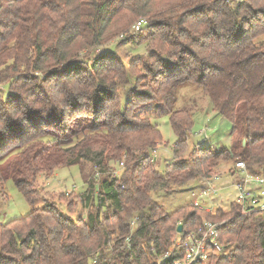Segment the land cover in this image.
Instances as JSON below:
<instances>
[{"label": "trees", "instance_id": "1", "mask_svg": "<svg viewBox=\"0 0 264 264\" xmlns=\"http://www.w3.org/2000/svg\"><path fill=\"white\" fill-rule=\"evenodd\" d=\"M141 19L146 56L128 66L92 58ZM262 37L264 0H0V186L12 179L35 205L40 175L79 167L90 204L86 218L47 204L0 223V264H159L180 226L193 231L204 220L225 222L230 249L210 264H264L263 215L243 214L236 202L228 211L191 205L168 213L152 196L210 178L230 160L263 171ZM186 84L230 122L228 147L185 157L194 115L175 107ZM153 102L166 108L177 137L164 172L151 156L163 141L159 127L135 114ZM116 163H124L120 178L112 177ZM179 257L174 250L162 264Z\"/></svg>", "mask_w": 264, "mask_h": 264}, {"label": "rangeland", "instance_id": "2", "mask_svg": "<svg viewBox=\"0 0 264 264\" xmlns=\"http://www.w3.org/2000/svg\"><path fill=\"white\" fill-rule=\"evenodd\" d=\"M148 34L143 31L137 33L132 28L128 33H121L110 43L95 49L92 52V58L102 55L117 57L128 66L134 58H141L148 54L149 43L144 41ZM258 43H262L264 49V37L259 39ZM133 81L134 78L130 76V86ZM128 88L129 85L121 90L123 106L128 100L124 96ZM177 96L175 109L187 107L194 115V126L189 135L185 157L196 148L219 151L231 144L230 122L213 111L210 100L200 88L186 84L179 88ZM135 114L140 118H150L153 124L159 127L163 141L151 152V156L158 170L164 172L173 161V147L177 142L167 110L162 104L153 102L139 107ZM239 161L230 160L222 163L210 178L201 177L175 191L167 192L163 188L157 189L152 193V196L164 206L168 213L191 205H196L212 213H215L219 208L228 211L232 203L236 202L238 194L236 189L238 177L234 176V173L236 163ZM112 169V177L120 178L124 166L121 163H116L112 164ZM262 170L259 175L264 177V169ZM82 177L79 167L57 170L53 177L40 175L37 181L40 199L35 205L29 204L12 179L8 180L0 186V223L7 224L12 220L25 217L34 209L42 208L47 204L55 205L60 212L71 218H86L90 205L86 200L89 185ZM69 201H71L70 205ZM94 202H97L96 196ZM110 207L111 202L107 200L104 210ZM132 227V230L135 231L136 221ZM106 255L107 257L111 256V251L108 250Z\"/></svg>", "mask_w": 264, "mask_h": 264}, {"label": "built area", "instance_id": "3", "mask_svg": "<svg viewBox=\"0 0 264 264\" xmlns=\"http://www.w3.org/2000/svg\"><path fill=\"white\" fill-rule=\"evenodd\" d=\"M146 24L141 19L132 28L139 33ZM121 164L124 166V163ZM234 176L239 181L236 184V203L241 207L242 213L258 212L264 216V177L252 174L243 161L236 163ZM224 225L225 222L204 220L196 230L177 233L173 248L161 256L158 263L170 260L174 250L179 252L180 257L173 264H210L217 257L228 256L230 249L221 240Z\"/></svg>", "mask_w": 264, "mask_h": 264}, {"label": "water", "instance_id": "4", "mask_svg": "<svg viewBox=\"0 0 264 264\" xmlns=\"http://www.w3.org/2000/svg\"><path fill=\"white\" fill-rule=\"evenodd\" d=\"M182 231H183V226H180V227L178 228V232H177V233H182Z\"/></svg>", "mask_w": 264, "mask_h": 264}, {"label": "crops", "instance_id": "5", "mask_svg": "<svg viewBox=\"0 0 264 264\" xmlns=\"http://www.w3.org/2000/svg\"><path fill=\"white\" fill-rule=\"evenodd\" d=\"M223 189H225V188H223Z\"/></svg>", "mask_w": 264, "mask_h": 264}]
</instances>
